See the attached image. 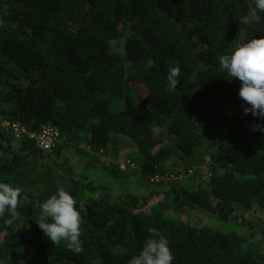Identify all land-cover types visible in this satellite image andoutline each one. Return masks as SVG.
I'll use <instances>...</instances> for the list:
<instances>
[{
    "label": "trees",
    "instance_id": "16d2710c",
    "mask_svg": "<svg viewBox=\"0 0 264 264\" xmlns=\"http://www.w3.org/2000/svg\"><path fill=\"white\" fill-rule=\"evenodd\" d=\"M249 5L254 0H0V123L29 133L55 126L67 147L95 158L112 134L127 136L137 146L134 172L160 197L149 205L145 193H113L77 171L64 146L46 152L29 134L17 139L0 126V182L21 187L29 201L11 224L8 211L0 217V264H128L149 228L167 237L172 264H264V225L237 211L264 209V131L252 128L264 120L245 114L241 81L219 65L242 41L264 36V13L251 15ZM176 66L179 84L170 91ZM172 159L185 174L206 168L209 180L195 188L165 180ZM59 187L82 218L78 254L67 241L55 246L35 219ZM193 209L222 222L240 218L247 229L192 221Z\"/></svg>",
    "mask_w": 264,
    "mask_h": 264
},
{
    "label": "clouds",
    "instance_id": "9594fccd",
    "mask_svg": "<svg viewBox=\"0 0 264 264\" xmlns=\"http://www.w3.org/2000/svg\"><path fill=\"white\" fill-rule=\"evenodd\" d=\"M254 5H249L251 15L264 13V0H254ZM219 65L222 71L226 70L229 76L241 81L239 96L250 105L244 109L245 114L250 112L264 120V36L242 41L231 55L219 57ZM179 75L178 66L169 69L168 90H176ZM252 128L264 131V123H253ZM21 193V187L0 182V217L8 211L10 218L5 221L7 224L19 217L18 207L29 202L27 196L21 197ZM75 204L71 193L59 187L40 205V214L35 219L55 246L67 241L68 249L78 254L83 251L80 241L82 218ZM148 231L150 238L145 241L140 254L129 259L128 264H172L174 256L167 237L156 228H149Z\"/></svg>",
    "mask_w": 264,
    "mask_h": 264
},
{
    "label": "rangeland",
    "instance_id": "374dc122",
    "mask_svg": "<svg viewBox=\"0 0 264 264\" xmlns=\"http://www.w3.org/2000/svg\"><path fill=\"white\" fill-rule=\"evenodd\" d=\"M143 93L139 92L136 96V102L141 101ZM0 126L6 128L4 122L0 123ZM158 132V128H156ZM215 137V134L212 133ZM66 142L62 141L60 145L64 146L63 157H66L70 160L77 171L86 173L92 180L97 183H102L108 185L113 193H122V192H134L140 194L151 195V188L142 181V178L139 177L137 172H134L135 167L130 166L126 171L121 170L120 164L122 161L130 160L132 163L136 164L137 146L136 144L127 136L120 134H112V140L109 146V150L105 153H100L97 158L79 152L77 150L70 149L66 146ZM80 148L87 151L88 148L83 145ZM89 150V149H88ZM119 167V169L124 172L123 174H115L112 170L113 166ZM168 173L162 177L167 181H178L185 185H188L190 188L198 187V184L201 180H204V184L209 180L210 173L207 172L206 168L202 169L199 174L190 171V173L185 174L181 165H179L178 160L172 159L166 162L165 164ZM140 179L139 181H137ZM170 186V185H168ZM149 205H155L160 197L150 196ZM149 209V206L147 207ZM238 215L243 214L248 220L254 224L264 225V209L260 208L256 204H253L249 208L238 209ZM186 216L192 217V221L200 219L201 222L207 223L213 226V228L220 231H237L243 232L247 227L241 225V219H235L231 222H222L218 218L203 209H193L189 210ZM256 231V228L254 229Z\"/></svg>",
    "mask_w": 264,
    "mask_h": 264
},
{
    "label": "built area",
    "instance_id": "2783aa9c",
    "mask_svg": "<svg viewBox=\"0 0 264 264\" xmlns=\"http://www.w3.org/2000/svg\"><path fill=\"white\" fill-rule=\"evenodd\" d=\"M3 122L6 125V129L12 131L15 138L20 139L23 134H29L31 138L35 139L37 146L46 152H52L62 143V141H66V139L62 137L60 130L55 126L44 125L40 132L29 133L25 126L18 122L7 120H4ZM130 166L135 167V164L130 160L122 161L120 164V168L123 171H126Z\"/></svg>",
    "mask_w": 264,
    "mask_h": 264
}]
</instances>
